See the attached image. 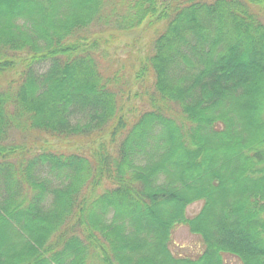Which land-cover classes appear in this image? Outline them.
Segmentation results:
<instances>
[{
  "label": "trees",
  "instance_id": "1",
  "mask_svg": "<svg viewBox=\"0 0 264 264\" xmlns=\"http://www.w3.org/2000/svg\"><path fill=\"white\" fill-rule=\"evenodd\" d=\"M226 259L264 264V0H0V264Z\"/></svg>",
  "mask_w": 264,
  "mask_h": 264
},
{
  "label": "rangeland",
  "instance_id": "2",
  "mask_svg": "<svg viewBox=\"0 0 264 264\" xmlns=\"http://www.w3.org/2000/svg\"><path fill=\"white\" fill-rule=\"evenodd\" d=\"M108 30H103V27H97L94 30H91V32L92 35L98 34L97 37H99L102 35L103 31L107 32ZM110 33L114 35V32H110ZM139 36L140 34L138 33L137 34L130 33L129 35H122V38H120L119 41L114 45H112V47H110L111 49L107 50L106 52L113 54L112 48L118 49L117 50V53L119 55L118 57H120V60L124 61L125 59H127L129 53L134 54V52H136L138 49L144 47L143 45H141V43L138 44L139 42L136 41V39ZM122 65L123 63L121 62L120 67ZM17 75L18 74L13 73L9 76L10 77L9 79L16 81L18 78ZM12 140L17 143L21 141V139L17 138V136L15 135L13 136ZM198 207L199 206L197 205L189 207L186 211L187 216L192 217L198 210ZM202 250H203L202 242L199 237L191 235L188 232L187 228L185 227L175 228L172 235V244H171V251L173 252V254L186 258H196ZM225 264H238V263L234 259H226Z\"/></svg>",
  "mask_w": 264,
  "mask_h": 264
}]
</instances>
